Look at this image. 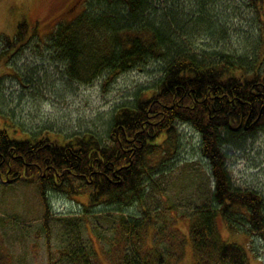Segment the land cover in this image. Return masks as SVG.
<instances>
[{
	"label": "trees",
	"instance_id": "obj_1",
	"mask_svg": "<svg viewBox=\"0 0 264 264\" xmlns=\"http://www.w3.org/2000/svg\"><path fill=\"white\" fill-rule=\"evenodd\" d=\"M250 1L264 23V0ZM157 13L162 19L175 16L169 7L157 9L153 0H87L76 18L59 22L50 35L51 44L73 78L91 83L107 72L118 76L166 56L163 76L132 104L117 109L105 137L92 131L67 137L46 129L15 138L0 129V177L9 183L37 181L44 221H49L52 191L78 202L85 195L87 203L81 204L86 210L106 204L124 211L143 203L150 182L168 162L179 160L180 127L187 125L198 136L215 182L212 206L198 207L189 217L195 264H248L255 256L249 250L252 246L225 240L220 223L231 230L241 224L245 228L240 225L238 230L264 240V195L233 184L225 146L244 133L264 130V44L253 57L233 53L199 57L183 41L170 46L171 28L167 21L163 27L169 34L158 27ZM19 29L28 30V24L22 22ZM0 108L6 112L1 102ZM153 223L152 217L141 220L137 214L118 222L111 244H119L120 258L112 253L116 264H180L185 239H179L173 227L168 233L165 228L172 224L160 225L153 244L149 237L145 247ZM166 235L171 240L161 242ZM129 245L134 249L128 252ZM169 245L177 250L171 251ZM8 258L0 249V264H8ZM50 264L58 262L53 259Z\"/></svg>",
	"mask_w": 264,
	"mask_h": 264
},
{
	"label": "rangeland",
	"instance_id": "obj_2",
	"mask_svg": "<svg viewBox=\"0 0 264 264\" xmlns=\"http://www.w3.org/2000/svg\"><path fill=\"white\" fill-rule=\"evenodd\" d=\"M153 5L169 7L175 14L173 19L168 14L164 19L161 13L154 16L164 30L163 24L169 23L170 46L175 40L183 41L186 49L207 59L228 53L253 57L263 48L264 23L250 0H153ZM86 6L87 0H0V102L6 109L0 108V129L15 138L46 129L67 137L88 131L105 137L117 109L132 104L162 78L166 56L118 76L107 72L91 83L73 78L50 35L59 22L76 18ZM22 22L28 24V30L19 29ZM180 128L179 160L168 162L150 182L144 202L125 207L126 213L106 204L86 210L81 204L87 203L85 195H80L78 202L51 190L49 221H44L37 181L9 183L0 177V218L5 221H0V249L9 255L8 264H50L53 259L58 264H116L115 259L121 256L119 244H111L118 222L124 217L130 220L134 214L141 220L145 216L154 220L145 247L149 237L153 244L160 225L172 224L165 228L168 233L173 227L178 238L185 239L179 263L195 264L189 217L198 207L212 206L215 182L197 134L187 125ZM225 147L233 184L264 195V130L244 133ZM45 222L50 231L46 232ZM240 225L238 228H245ZM238 228L231 230L220 223L225 240L252 246L249 250L255 256L248 264H264V240ZM156 237L160 239L158 230ZM170 240L166 235L161 242ZM132 249V245L127 247L128 252Z\"/></svg>",
	"mask_w": 264,
	"mask_h": 264
}]
</instances>
